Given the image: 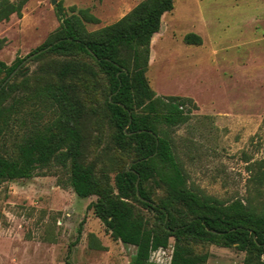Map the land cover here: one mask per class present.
<instances>
[{
  "label": "rangeland",
  "instance_id": "rangeland-1",
  "mask_svg": "<svg viewBox=\"0 0 264 264\" xmlns=\"http://www.w3.org/2000/svg\"><path fill=\"white\" fill-rule=\"evenodd\" d=\"M139 1L27 0L20 15L0 22V59L11 64L43 44L59 26V2L65 14L87 8L98 18L86 24L93 30L118 20ZM190 32L201 44L184 42ZM34 56L18 69L23 73L17 70L10 78L17 87L4 102L13 106L5 146L10 153L53 115L36 92L58 82L54 66L65 58L47 52ZM146 76L156 95L190 97L196 105L171 132L189 183L222 200L252 195L263 203L264 186L262 195L250 190L247 166L264 157V0H175L151 38ZM78 94L88 111L83 159L112 179L130 160L115 148L103 114L105 78L78 83ZM66 178L56 168L0 184V264H133L136 247L113 239L87 208L96 195L78 197L72 187L61 186ZM149 185L155 198L164 195L162 187ZM90 234L101 248L90 245ZM173 242L170 238L167 247L151 252L145 264H169ZM191 246L208 254L206 264H244L246 253L236 248L209 242Z\"/></svg>",
  "mask_w": 264,
  "mask_h": 264
},
{
  "label": "trees",
  "instance_id": "trees-1",
  "mask_svg": "<svg viewBox=\"0 0 264 264\" xmlns=\"http://www.w3.org/2000/svg\"><path fill=\"white\" fill-rule=\"evenodd\" d=\"M174 1L141 0L118 20L93 30L86 24L97 23L98 18L87 8L65 14L59 2L55 8L59 26L29 53L40 51L34 58L44 52L65 58L54 66L58 82L36 92L53 115L12 153L5 146L13 106L5 107L4 102L17 84L2 83L27 55L11 64L0 59V184L40 170H62L67 178L61 186L72 187L80 198L96 195L87 208L113 239L136 247L133 264H145L151 252L168 246L170 238L174 242L169 264H206L208 254L191 246L198 242L233 247L246 253L244 264H264V202H254L252 195L222 200L189 183L171 132L187 121L196 105L190 97L156 95L147 79L151 38ZM26 2L0 0V22L13 13L20 15ZM183 39L201 44L195 33ZM3 42L0 38V49ZM100 76L108 88L103 114L112 127V142L130 160L112 179L83 159L88 111L78 83ZM247 170L250 190L262 195L264 157L249 163ZM149 183L162 187L164 195L155 198ZM90 236V245L101 248Z\"/></svg>",
  "mask_w": 264,
  "mask_h": 264
},
{
  "label": "water",
  "instance_id": "water-1",
  "mask_svg": "<svg viewBox=\"0 0 264 264\" xmlns=\"http://www.w3.org/2000/svg\"><path fill=\"white\" fill-rule=\"evenodd\" d=\"M55 0H52V3H54ZM40 51H37V52H34V53H31L29 55H27L20 64H18V66L9 74V76L4 80V82L2 83V86L5 85V83L7 81L10 80V78L16 73V71L22 66V64H24V62H26V60L30 59L31 57H33L34 55H36L37 53H39ZM170 263V261H169Z\"/></svg>",
  "mask_w": 264,
  "mask_h": 264
}]
</instances>
